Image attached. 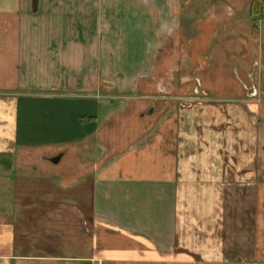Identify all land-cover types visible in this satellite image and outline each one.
<instances>
[{
	"label": "crops",
	"instance_id": "obj_1",
	"mask_svg": "<svg viewBox=\"0 0 264 264\" xmlns=\"http://www.w3.org/2000/svg\"><path fill=\"white\" fill-rule=\"evenodd\" d=\"M253 1L37 0L34 10L33 0H0V264H264V123L234 105L239 77L264 70ZM155 25L175 26L181 87L148 83L171 109L146 128L131 115L110 130L122 112L107 117L104 92L138 94L122 75L150 77L148 57L175 40ZM198 99L205 105L181 107ZM101 136L116 139L98 144L96 160H61L75 141ZM45 146L61 158L43 211L18 171ZM75 166L80 194L64 178Z\"/></svg>",
	"mask_w": 264,
	"mask_h": 264
},
{
	"label": "rangeland",
	"instance_id": "obj_2",
	"mask_svg": "<svg viewBox=\"0 0 264 264\" xmlns=\"http://www.w3.org/2000/svg\"><path fill=\"white\" fill-rule=\"evenodd\" d=\"M188 1H194V0H188ZM206 1V0H201ZM262 1V0H261ZM156 12V11H155ZM259 18H262L264 20V9L260 10ZM158 28V32L162 33L164 32H175V40H171L170 42H164V46L159 45V49L155 51L154 57L149 58L147 63H151L154 65V70L151 76L147 78V73L139 72L137 73L136 77L129 78L127 77V74H123L120 79L121 84L127 85L128 83L133 80V82H137L138 85V94H134L127 90H117L113 91L110 89H107L104 92V98L106 103V113L107 117L120 105L121 108V115L117 117L118 120H115L114 122L111 121L109 123L107 121V128L109 126L110 130H113L115 127L119 128L122 126V123L125 122V120H129L132 115V118L134 119L132 122L135 125V128L142 129L146 128L147 124L151 122V119L155 118L158 115V111H162L164 108H170L172 107L173 103L172 101L169 102V104H164L162 100L158 99L161 95L154 94L151 91H147L146 87L149 86V84L153 83L152 85L157 84H164L166 87L169 86L172 88L173 92H177L179 90L180 84H182V79L180 78V71H178L180 68L178 67L181 65L182 58H178L177 53V33L174 30L173 25L171 26H164L162 29V26L155 25V28ZM144 44V42H143ZM133 60H136L138 62V70L140 71L142 68H144L145 65V58L144 57H137L132 58ZM144 61V62H143ZM143 63V65L141 64ZM142 65V66H140ZM181 67V66H180ZM168 69L170 71V74L168 73ZM101 76V74H99ZM167 75H170L169 78H167ZM241 74H238V76ZM126 76V77H125ZM189 76H192V71L189 73ZM101 78V77H100ZM98 78L97 74L94 75V79L96 81H100L101 79ZM191 77H187V80H190ZM264 78V70L259 71L256 73H252L248 76L245 74V78H240L242 89V96L244 98L234 99V105L239 107L240 109H243L245 112H247L252 120L257 123H264V88H262V79ZM136 80V81H135ZM184 80V79H183ZM101 82V81H100ZM149 83V84H148ZM189 84V83H188ZM70 90V89H69ZM53 93L59 94V92H64L65 89L59 90V89H53ZM71 91V90H70ZM73 91H76L75 88ZM187 91V89H186ZM199 91V90H198ZM201 92V93H200ZM52 93L51 91L46 92ZM181 93V91H180ZM202 93H205L203 95ZM192 94V93H191ZM201 98H209L208 93L204 92L203 90L199 91ZM190 95V94H185ZM210 95V94H209ZM201 103V105H205V101L202 99L199 101H187L186 103H182V108H191L195 103ZM139 103V104H138ZM135 105H141V109L139 111H136ZM220 105V104H219ZM223 106V104L221 105ZM81 105H75L74 112L75 114H78V112L81 114L80 110ZM219 108V106H218ZM154 110L151 115H147V112L149 110ZM85 122L88 121L84 120ZM157 122H154V126ZM81 124V120L80 123ZM134 127V126H133ZM116 138H112L111 136H101L99 139L97 137H89L84 139H79L78 141H75L74 144L67 148L64 151L62 161H68L72 162L77 165V163H80L81 161H89V160H96L97 159V146H107L110 147L112 145L113 140ZM133 139V138H132ZM144 139V138H143ZM61 152L59 150L53 149L51 146H45L43 148H38L34 151H27L24 158H21L25 160V169H19L18 172L25 173L24 176L26 177V183H25V192L29 196L34 193L35 196H30L32 199L42 197L43 201H37L36 206L38 209L45 211L53 207V200H47L45 195L46 193L53 194V182L48 179L51 177V169L53 164L49 161V159L59 155ZM113 153L110 152L107 154L105 159L111 158L112 159ZM111 156V157H110ZM81 164V163H80ZM68 173L71 172L69 175L64 176V178L73 179L74 183H76L73 187V191L76 194V192H81L83 188L82 182L85 180V176L83 175V170L80 169L78 166H75L73 169L67 170ZM39 174V175H38ZM2 186L0 185V191ZM16 190L14 186H10V191L13 192ZM80 194V193H79ZM77 194L75 196L80 195ZM75 204H77L79 207L83 205V201L77 200L74 201ZM33 200L27 201V207L32 206ZM30 206V207H31Z\"/></svg>",
	"mask_w": 264,
	"mask_h": 264
},
{
	"label": "trees",
	"instance_id": "obj_3",
	"mask_svg": "<svg viewBox=\"0 0 264 264\" xmlns=\"http://www.w3.org/2000/svg\"><path fill=\"white\" fill-rule=\"evenodd\" d=\"M37 0H33V8L36 10ZM264 9V0H255L250 6L251 14L257 16L260 14V10Z\"/></svg>",
	"mask_w": 264,
	"mask_h": 264
},
{
	"label": "water",
	"instance_id": "obj_4",
	"mask_svg": "<svg viewBox=\"0 0 264 264\" xmlns=\"http://www.w3.org/2000/svg\"><path fill=\"white\" fill-rule=\"evenodd\" d=\"M153 111H154L153 109H152V110H149V111L147 112V115H151ZM60 158H61V156H57V157H55V158H51V159H49V161H50L52 164H57V163L59 162Z\"/></svg>",
	"mask_w": 264,
	"mask_h": 264
},
{
	"label": "built area",
	"instance_id": "obj_5",
	"mask_svg": "<svg viewBox=\"0 0 264 264\" xmlns=\"http://www.w3.org/2000/svg\"><path fill=\"white\" fill-rule=\"evenodd\" d=\"M196 83L199 85V82H198V80H196ZM203 95H205V93H202Z\"/></svg>",
	"mask_w": 264,
	"mask_h": 264
}]
</instances>
